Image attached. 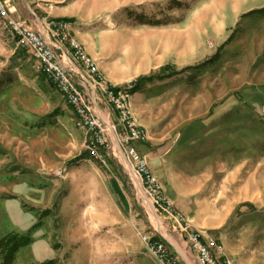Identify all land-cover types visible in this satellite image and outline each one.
Returning <instances> with one entry per match:
<instances>
[{
  "label": "rangeland",
  "instance_id": "obj_1",
  "mask_svg": "<svg viewBox=\"0 0 264 264\" xmlns=\"http://www.w3.org/2000/svg\"><path fill=\"white\" fill-rule=\"evenodd\" d=\"M232 1L62 5L108 82L132 91L150 78L133 94L148 137L137 146L178 222L155 213L120 158L86 154L73 111L0 21V239H32L12 264H160L145 235L199 264L185 224L264 264V8L235 17Z\"/></svg>",
  "mask_w": 264,
  "mask_h": 264
},
{
  "label": "built area",
  "instance_id": "obj_2",
  "mask_svg": "<svg viewBox=\"0 0 264 264\" xmlns=\"http://www.w3.org/2000/svg\"><path fill=\"white\" fill-rule=\"evenodd\" d=\"M0 21L17 47L28 51L39 63L42 72L73 111L75 126L84 132L86 154L98 164L108 166L111 157L119 158L117 145L155 213L160 212L178 222L180 216L166 198L163 184L137 146L147 143L148 137L146 129L133 115L132 88L115 86L101 75L95 61L74 37L72 21L45 18L46 31H37L17 18L6 1H0ZM92 91L110 109L114 120L96 112ZM54 174L61 177L63 171ZM181 230L199 264H233L217 239L200 231H190L188 224ZM141 238L160 264H180L160 237L145 235Z\"/></svg>",
  "mask_w": 264,
  "mask_h": 264
},
{
  "label": "crops",
  "instance_id": "obj_3",
  "mask_svg": "<svg viewBox=\"0 0 264 264\" xmlns=\"http://www.w3.org/2000/svg\"><path fill=\"white\" fill-rule=\"evenodd\" d=\"M0 1H6L9 4L11 10L15 13L17 18L23 20L28 26H30L31 28L37 31H41V32L46 31V23L44 21L45 18H48L49 20L66 19L73 21L72 18L68 16L69 15L68 12L62 9L63 3L66 2L67 0H0ZM262 8H264V0H233L232 6L230 8V12H232V14L235 17H237L241 14H245L250 11L259 10ZM72 33L74 37L78 40V42L85 47L86 52L90 53L92 51L91 50L92 45H90V41L86 40V38L82 36L80 33L75 32V28H73ZM7 35L9 37V40L15 45L16 42L9 35V33H7ZM25 52H27L31 56V54L28 51ZM91 97L96 112L103 118L106 119L109 118L111 120H114V117L112 116L110 109L102 101L98 100L97 96L94 94L93 91L91 92ZM74 119H75L74 120L75 123L76 121L75 115H74ZM208 235L215 238L214 236H212L213 234L212 235L208 234ZM215 239H217L219 242H221L224 245L226 253L231 259L233 264H244L243 259L238 254L240 253L242 248L240 245H231V243H228L226 237H224L223 235H220L219 238H215ZM185 257L186 260L184 259L182 260H184L186 264H190L191 263L190 258L188 256ZM190 257L193 261L197 260L195 255L194 256L190 255Z\"/></svg>",
  "mask_w": 264,
  "mask_h": 264
},
{
  "label": "trees",
  "instance_id": "obj_4",
  "mask_svg": "<svg viewBox=\"0 0 264 264\" xmlns=\"http://www.w3.org/2000/svg\"><path fill=\"white\" fill-rule=\"evenodd\" d=\"M24 51L25 50H23L22 52ZM168 71H169V67L167 66L160 71L159 75H163ZM153 79H155V77H153ZM149 80L150 78L138 79L133 86V90L131 91L132 94H134V92H136V90L140 88L139 85L142 82H147ZM81 159L83 158H80L79 160ZM31 243H32V239L29 235L21 236L18 234H8L2 239H0V258L2 264H12L18 252L22 248H25L28 245H30Z\"/></svg>",
  "mask_w": 264,
  "mask_h": 264
},
{
  "label": "bare ground",
  "instance_id": "obj_5",
  "mask_svg": "<svg viewBox=\"0 0 264 264\" xmlns=\"http://www.w3.org/2000/svg\"><path fill=\"white\" fill-rule=\"evenodd\" d=\"M115 149H116L117 156L121 159V161L124 162V165H126V167L131 171L130 167L128 166V163L126 162V160L124 159V157L122 156V154H120V152H118L117 145H115ZM150 210L153 212L152 208H150ZM153 219L155 221V224L158 225V226H160L159 220H158L157 216L154 213H153Z\"/></svg>",
  "mask_w": 264,
  "mask_h": 264
}]
</instances>
